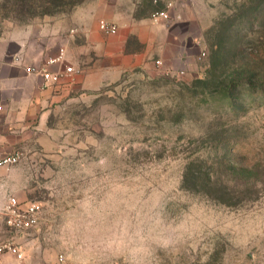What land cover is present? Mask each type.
<instances>
[{
	"label": "rangeland",
	"instance_id": "rangeland-1",
	"mask_svg": "<svg viewBox=\"0 0 264 264\" xmlns=\"http://www.w3.org/2000/svg\"><path fill=\"white\" fill-rule=\"evenodd\" d=\"M208 1L189 7L209 20H193L189 55H143L118 22L101 29L105 0H0L1 27L62 21L80 59L50 111L52 147L0 167V203L41 206L17 237L35 264H264V0Z\"/></svg>",
	"mask_w": 264,
	"mask_h": 264
},
{
	"label": "crops",
	"instance_id": "crops-1",
	"mask_svg": "<svg viewBox=\"0 0 264 264\" xmlns=\"http://www.w3.org/2000/svg\"><path fill=\"white\" fill-rule=\"evenodd\" d=\"M142 1L105 0V5L111 7L110 12H105L108 17L105 18L118 22L126 34L135 35L144 45L143 55L165 53L172 49L179 55H189L191 46L196 45L201 37V29L198 35L191 30L193 20L202 22V30L209 25L208 18L200 19L193 9L189 14V7L198 2L207 7L210 1L183 0L180 9L185 12L184 19L164 21L165 29L160 30L149 14L138 11ZM149 3L155 6L152 0ZM63 32L62 21L31 27L0 26V154L18 148L24 152L31 151L39 145L45 149L52 147L53 141L47 136L48 118L53 103L60 97L57 91L62 83L45 84L39 68L45 65L48 58L60 54L62 48L66 63L75 68L80 64V59L62 43ZM107 48L109 50V45ZM134 54L136 58H130L140 60V55L137 52ZM58 67L51 66L53 70ZM36 262L41 263V260L27 257L25 261L27 264ZM0 264L23 263L5 254L0 257Z\"/></svg>",
	"mask_w": 264,
	"mask_h": 264
},
{
	"label": "built area",
	"instance_id": "built-area-1",
	"mask_svg": "<svg viewBox=\"0 0 264 264\" xmlns=\"http://www.w3.org/2000/svg\"><path fill=\"white\" fill-rule=\"evenodd\" d=\"M161 8L153 13V20L167 22L178 18L176 7L183 0H152ZM101 29L108 33H116L118 25L113 21H102ZM64 50L60 54L48 58L45 65L39 68L45 84H61L77 72V69L64 61ZM58 65L55 70L51 66ZM25 152L15 149L12 152L0 154V167L9 166L19 162ZM42 210L36 201H21L17 196L10 195L5 202L0 203V257L5 254L12 255L16 260L25 263L27 254L23 243L17 238L20 233L39 229ZM63 260V256L60 257Z\"/></svg>",
	"mask_w": 264,
	"mask_h": 264
},
{
	"label": "trees",
	"instance_id": "trees-1",
	"mask_svg": "<svg viewBox=\"0 0 264 264\" xmlns=\"http://www.w3.org/2000/svg\"><path fill=\"white\" fill-rule=\"evenodd\" d=\"M213 47H215V44H213ZM212 50H213V49H212ZM217 50H218V49H217ZM219 51L221 52V49H219ZM222 51H223V49H222ZM221 92H223V94L225 95V97H227V98H231V90H230L229 88L226 89V88L224 87V88L221 90ZM231 99H232V98H231ZM244 167H245V166H244ZM247 168H248V167L243 168L242 171H246ZM195 178H199V177H195ZM189 179H191V177H184V183L187 182V181H189ZM208 180L211 181V177H209Z\"/></svg>",
	"mask_w": 264,
	"mask_h": 264
}]
</instances>
